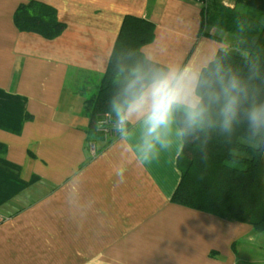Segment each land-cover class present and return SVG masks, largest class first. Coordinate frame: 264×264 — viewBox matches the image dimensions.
I'll return each instance as SVG.
<instances>
[{
  "label": "crops",
  "instance_id": "1",
  "mask_svg": "<svg viewBox=\"0 0 264 264\" xmlns=\"http://www.w3.org/2000/svg\"><path fill=\"white\" fill-rule=\"evenodd\" d=\"M30 1L0 0V264H264V232L172 200L183 106L141 163L143 121L104 138L86 103L126 15L156 24L149 60L200 76L232 41L201 31L203 3L35 0L65 25L47 38L16 23Z\"/></svg>",
  "mask_w": 264,
  "mask_h": 264
},
{
  "label": "trees",
  "instance_id": "2",
  "mask_svg": "<svg viewBox=\"0 0 264 264\" xmlns=\"http://www.w3.org/2000/svg\"><path fill=\"white\" fill-rule=\"evenodd\" d=\"M235 2L234 7L222 0L203 4L201 31L210 35L207 28L215 26L236 35L240 42L238 49H221L202 69L196 87L202 115L190 121L184 107L177 109L184 146L178 160L182 176L172 200L246 222L255 232H264V128L253 135L245 115L253 103L264 106V0ZM15 20L22 30L47 38L57 36L65 26L53 7L35 0L20 5ZM155 30L153 21L124 17L98 92L86 101L94 128L105 112L117 119L113 101L122 98L133 73L139 72L150 81L154 72H168L167 66L149 60L142 51L154 41ZM228 74L238 79L246 96L241 97L231 126L225 128L219 80Z\"/></svg>",
  "mask_w": 264,
  "mask_h": 264
},
{
  "label": "clouds",
  "instance_id": "3",
  "mask_svg": "<svg viewBox=\"0 0 264 264\" xmlns=\"http://www.w3.org/2000/svg\"><path fill=\"white\" fill-rule=\"evenodd\" d=\"M199 75L192 70H170L167 73L154 72L150 81L139 73H133L127 82L122 98L113 101V111L117 117V130L127 132V124L136 120L144 123L143 160H149V154L156 143L164 146V137L170 128L174 111L179 106L186 109L188 119L194 120L202 115V105L196 96ZM224 98L222 108L223 126L228 128L236 117L237 109L246 90L238 79L228 74L220 77ZM252 134L256 135L264 128V106L253 103L245 112ZM119 182H124L122 173Z\"/></svg>",
  "mask_w": 264,
  "mask_h": 264
},
{
  "label": "built area",
  "instance_id": "4",
  "mask_svg": "<svg viewBox=\"0 0 264 264\" xmlns=\"http://www.w3.org/2000/svg\"><path fill=\"white\" fill-rule=\"evenodd\" d=\"M223 3L232 6L228 0H224ZM95 130L96 133L103 136L104 138L116 137L121 134L117 130V119H115L110 112H105L97 118ZM92 150H95V144L92 145Z\"/></svg>",
  "mask_w": 264,
  "mask_h": 264
},
{
  "label": "rangeland",
  "instance_id": "5",
  "mask_svg": "<svg viewBox=\"0 0 264 264\" xmlns=\"http://www.w3.org/2000/svg\"><path fill=\"white\" fill-rule=\"evenodd\" d=\"M220 35L221 36H224V35L228 36L232 40L231 43L228 44V49H238L239 48L238 44L240 42V39L236 35L229 33V32H225V31H223V33ZM240 51L246 53L245 50H240ZM93 91H95V90H93Z\"/></svg>",
  "mask_w": 264,
  "mask_h": 264
},
{
  "label": "bare ground",
  "instance_id": "6",
  "mask_svg": "<svg viewBox=\"0 0 264 264\" xmlns=\"http://www.w3.org/2000/svg\"><path fill=\"white\" fill-rule=\"evenodd\" d=\"M208 0H202L201 2L203 3V4H206V2H207ZM231 4H232V7H234L235 6V4H236V2H235V0H228ZM203 7V6H202Z\"/></svg>",
  "mask_w": 264,
  "mask_h": 264
}]
</instances>
